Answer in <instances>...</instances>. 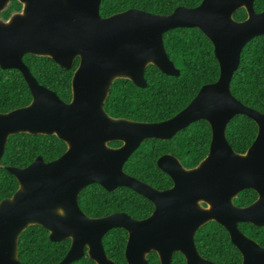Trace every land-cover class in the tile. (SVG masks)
Instances as JSON below:
<instances>
[{"label": "water", "instance_id": "obj_1", "mask_svg": "<svg viewBox=\"0 0 264 264\" xmlns=\"http://www.w3.org/2000/svg\"><path fill=\"white\" fill-rule=\"evenodd\" d=\"M10 1L0 0V68L19 70L32 100L0 113V167L8 138L19 133L55 135L67 150L50 162L37 157L24 168L5 167L19 187L0 202V264H21L18 239L32 225L48 230L52 242L71 240L59 264L76 262L86 253L96 264H116L103 246L104 236L114 228L128 232L127 264H148L151 252L158 254L161 264H171L175 253L183 254L187 264H216L203 258L195 245L197 231L211 221L227 230L242 254V264H264V247L238 227L246 222L264 228V112L246 106L231 91L243 48L264 36V11H255V0H203L169 15L131 8L108 17L100 14L102 0H18L21 10L5 20L1 14ZM242 8L248 16L237 21L234 14ZM176 28H197L211 41L219 79L202 86L167 120L110 116L105 102L116 79L145 88L149 65L166 75L179 74L164 45V34ZM27 54L50 57L64 69L80 59L70 102L39 84L23 61ZM238 115L258 127L245 153L236 152L226 135L229 122ZM200 120L210 124L212 138L199 164L186 168L170 153L157 161L172 179V187L160 190L125 172L126 161L145 140H170ZM115 141L122 145H109ZM91 184L108 191L130 188L155 209L145 219L125 212L87 216L79 195ZM246 189L256 191L258 198L248 206H236L234 199Z\"/></svg>", "mask_w": 264, "mask_h": 264}, {"label": "trees", "instance_id": "obj_2", "mask_svg": "<svg viewBox=\"0 0 264 264\" xmlns=\"http://www.w3.org/2000/svg\"><path fill=\"white\" fill-rule=\"evenodd\" d=\"M203 0H102L100 14L108 17L131 8L141 9L152 14L169 15L178 7L193 8ZM22 8L18 0H11L2 12L3 19ZM256 12L264 10V0H255ZM234 18L243 21L247 18L245 9L235 12ZM164 45L169 58L179 69L176 76L166 75L156 66L146 70L147 86L140 88L128 79H116L105 102L106 112L115 118H125L141 122H161L183 110L197 95L202 86L219 79L220 66L211 41L197 28H176L164 34ZM24 63L39 84L49 88L65 102L72 99V78L80 66L75 59L74 67L64 69L50 57L27 54ZM233 95L243 104L264 112V36H257L245 45L239 68L231 81ZM31 91L17 69L0 68V113H7L30 104ZM258 132L256 123L245 115L234 117L228 124L226 135L236 152L245 153L254 142ZM212 130L205 120L197 121L178 132L170 140H145L126 161L127 174L165 190L173 186L170 176L157 164L160 156L170 153L176 156L186 168L195 167L208 154ZM111 146H120L115 141ZM67 145L55 135H32L19 133L8 138L2 165L0 167V202L10 198L19 184L6 166L24 168L37 157L50 162L61 157ZM258 197L256 191L246 189L235 199L238 206H248ZM81 210L90 217H105L116 212H125L134 219L149 217L154 204L127 188L118 187L108 191L99 184L85 187L79 195ZM240 230L264 246V228L250 223H240ZM128 232L123 228L110 230L103 238L107 256L116 264H126L125 249ZM195 243L199 253L217 264H242L243 258L232 244L227 230L211 221L202 226ZM71 240L52 242L49 232L39 225L29 226L18 239V259L21 264H59L69 251ZM148 264H161L156 252L147 256ZM71 264H95L85 254ZM172 264H187L181 253H175Z\"/></svg>", "mask_w": 264, "mask_h": 264}, {"label": "flooded vegetation", "instance_id": "obj_3", "mask_svg": "<svg viewBox=\"0 0 264 264\" xmlns=\"http://www.w3.org/2000/svg\"><path fill=\"white\" fill-rule=\"evenodd\" d=\"M264 11V10H263ZM247 12V11H246ZM262 12V11H261ZM259 13V12H258ZM248 16V15H247ZM110 145V144H109ZM122 145V144H121ZM111 146V145H110ZM115 147V146H114ZM118 147V146H117ZM258 198V197H257ZM236 205V204H235ZM203 206H206L205 204H203ZM236 206H238V205H236ZM239 207H243V206H239ZM240 224V223H239ZM238 227H239V225H238ZM240 229V228H239ZM241 231V230H240ZM198 232V231H197ZM242 232V231H241ZM243 233V232H242ZM197 234V233H196ZM245 234V233H244ZM246 235V234H245ZM196 236V235H195ZM230 236V235H229ZM247 236V235H246ZM249 237V236H248ZM250 238V237H249ZM231 239V238H230ZM250 239H252V238H250ZM254 240V239H253ZM256 241V240H255ZM232 242V241H231ZM257 242V241H256ZM258 243V242H257ZM233 244V243H232ZM259 244V243H258ZM195 245H196V243H195ZM234 245V244H233ZM260 245V244H259ZM261 246V245H260ZM236 247V246H235ZM264 247V246H263ZM197 248V247H196ZM197 251H198V249H197ZM239 251V250H238ZM199 252V251H198ZM240 252V251H239ZM87 254V253H86ZM200 254V253H199ZM183 255V254H182ZM201 255V254H200ZM242 255V254H241ZM174 256V255H173ZM184 256V255H183ZM202 256V255H201ZM203 257V256H202ZM185 258V257H184ZM204 258V257H203ZM206 259V258H205ZM172 260H173V258H172ZM185 260H186V258H185ZM208 260V259H207ZM210 261V260H209ZM212 262V261H211ZM243 262V261H242ZM161 263V262H160ZM186 263H187V261H186ZM214 263V262H213ZM96 264V263H95ZM127 264V263H126ZM171 264H172V262H171ZM217 264V263H216Z\"/></svg>", "mask_w": 264, "mask_h": 264}]
</instances>
